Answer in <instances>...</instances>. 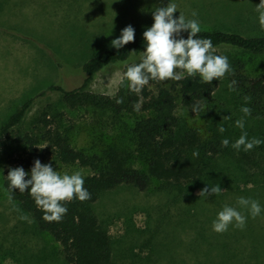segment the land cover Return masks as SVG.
Segmentation results:
<instances>
[{
    "label": "rangeland",
    "instance_id": "374dc122",
    "mask_svg": "<svg viewBox=\"0 0 264 264\" xmlns=\"http://www.w3.org/2000/svg\"><path fill=\"white\" fill-rule=\"evenodd\" d=\"M261 0H0V127L27 100L62 81L77 87L83 64L111 46L131 25L135 37L154 24L153 12L169 3L178 19L197 20L200 30L264 36L256 7ZM196 15L193 16L192 13ZM221 51V50H220ZM248 71L264 77V54L247 55ZM128 63L107 67L96 75L88 91L114 97ZM45 113L71 137L77 149L115 143L128 138L131 122L109 123L106 115L71 109L61 95L51 94L30 109L23 131L41 126ZM196 127L201 118L181 112ZM101 143V144H100ZM129 144V141L128 143ZM90 171L59 167V173ZM0 160V264H69L61 245L42 233L32 215L23 211L4 187ZM154 188V187H153ZM219 196L194 198L157 189L141 192L123 185L105 193L94 209L113 241L115 264H264V188L242 186ZM243 197L259 202L253 218L237 204ZM246 217L243 229L235 222L227 231H213V221L225 207ZM27 216L28 220L20 217Z\"/></svg>",
    "mask_w": 264,
    "mask_h": 264
},
{
    "label": "trees",
    "instance_id": "16d2710c",
    "mask_svg": "<svg viewBox=\"0 0 264 264\" xmlns=\"http://www.w3.org/2000/svg\"><path fill=\"white\" fill-rule=\"evenodd\" d=\"M180 35L186 39L188 33ZM198 38L210 39L213 54L227 57L231 70L223 78L209 84L198 74L185 73L179 81L150 80L136 93L123 77L114 97L88 91L96 75L107 67L128 63L125 73L128 66L141 62L146 50L141 35L121 49L110 46L100 50L83 64L76 88L69 90L63 81L49 86L27 100L0 127V160L9 197L33 216L40 232L61 245L69 264H115L112 237L94 205L105 193L120 186H133L141 192L156 188L188 198H194L197 191L207 186L219 185L222 191L209 196L222 195L223 190L233 192L242 186L264 188V143L250 151L232 147L242 132H247L249 140L255 137L264 142V77H254L246 59L247 55L264 54V36L200 30ZM232 81L236 82L234 90L229 91ZM51 94L61 95L71 109L80 107L108 116V123L110 120L120 125L129 120L132 126L128 138L102 143L103 147L77 149L70 135L54 124L48 113L39 120L41 126L32 132L23 131L30 109ZM245 97L250 99L246 102ZM118 100L123 102L117 103ZM137 103L139 111L134 110ZM194 106H199L196 113L192 111ZM242 107H249L251 115L245 116ZM183 110L191 118H201L204 127L194 126L181 113ZM241 118L245 122L243 130L235 126ZM220 127L225 129L223 133ZM224 139L229 140L227 147L222 146ZM37 159L42 165L51 164L58 172L62 166L90 171L84 178V188L91 198L64 202L68 211L59 222L43 220L44 213L29 194L30 189L23 193L9 190V169L22 167L29 173L28 179Z\"/></svg>",
    "mask_w": 264,
    "mask_h": 264
},
{
    "label": "clouds",
    "instance_id": "9594fccd",
    "mask_svg": "<svg viewBox=\"0 0 264 264\" xmlns=\"http://www.w3.org/2000/svg\"><path fill=\"white\" fill-rule=\"evenodd\" d=\"M259 14V24L264 29V0H261L256 7ZM177 12V6L169 3L166 7L157 8L153 12L154 24L143 33V39L146 43V50L142 52L141 62L127 67L123 74L124 79L129 82L131 91L139 93L150 80H176L179 81L188 76L199 75L203 82L211 83L213 80L223 78L230 69L227 57L214 55L213 45L210 39L198 38L200 26L197 20H186L183 14L178 19L173 18ZM196 15L195 12L192 13ZM187 32V38L180 34ZM179 37V38H177ZM135 30L129 25L125 27L120 37L111 42V46L121 49L125 45L134 42ZM177 69L180 71L177 72ZM235 81L229 85V91L234 90ZM250 98L245 97L247 102ZM118 100L117 103H122ZM140 104L134 105V110L139 111ZM199 106H194L192 111L197 112ZM241 112L245 116L251 115L249 107H242ZM229 118L230 117H226ZM235 126L244 129V119L235 121ZM223 133L225 129L219 128ZM260 139L253 137L248 139L247 132H242L241 136L232 144V147L239 150L241 147L245 151H250L259 146ZM229 140H222V146L227 147ZM193 155H198L194 152ZM29 173L22 167L9 169L6 179L9 181V190H19L21 193L30 189L29 194L34 199L36 206L44 213L43 220L46 222H59L67 213L68 209L63 206L64 202H70L78 199L83 202L91 198V194L84 188V178L81 172L72 174H60L53 170L51 164L42 165L40 160L34 162L30 178L26 179ZM219 185L205 187L198 195L207 198L209 195L220 194ZM10 202H11V198ZM237 204L249 210L251 216L255 218L261 212L258 201L238 198ZM22 220H28L27 216L20 217ZM235 222V227L243 229L246 224V217L236 208L225 206L213 221V231L223 233L227 231L229 225Z\"/></svg>",
    "mask_w": 264,
    "mask_h": 264
}]
</instances>
